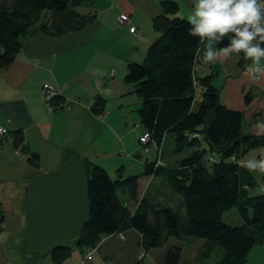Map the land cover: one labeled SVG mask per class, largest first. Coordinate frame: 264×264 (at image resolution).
Masks as SVG:
<instances>
[{
  "label": "trees",
  "instance_id": "1",
  "mask_svg": "<svg viewBox=\"0 0 264 264\" xmlns=\"http://www.w3.org/2000/svg\"><path fill=\"white\" fill-rule=\"evenodd\" d=\"M92 1L0 0V69L16 59L22 38L37 33L59 36L93 22L92 9H77ZM160 6L161 12L152 19L154 40L141 61L126 63L123 79L139 98V123L151 141L159 149L165 136L171 135L177 156L168 163L145 162L138 175L123 176L118 169L114 178L102 166L84 159L90 214L77 240L47 255L55 264H67L64 262L74 248L86 258L103 237L118 235L129 227L141 234L144 250L162 246L167 238L203 239L197 258L203 261L214 255L213 264H247L253 246L264 243V192L250 194L257 182L239 162L249 150L264 146V135L244 133L242 112L219 102L214 73L197 75L198 52L206 42L189 35V23L176 15V1L162 0ZM133 27L132 32L137 31ZM240 58L245 64L246 59ZM60 96L61 91L45 101L56 106L62 104ZM250 100L247 92L244 103ZM105 103V98L96 95L90 109L102 115ZM262 118L258 111L251 123ZM11 137L12 146L21 148L22 132L14 131ZM39 161L37 153H28L29 169L35 173L39 172ZM143 175L163 177L171 193L179 197L182 209L138 197V179ZM23 191L21 185V199ZM233 207L240 223L229 225L223 215ZM3 219L0 211V231ZM166 252L165 263L179 261V247Z\"/></svg>",
  "mask_w": 264,
  "mask_h": 264
},
{
  "label": "crops",
  "instance_id": "2",
  "mask_svg": "<svg viewBox=\"0 0 264 264\" xmlns=\"http://www.w3.org/2000/svg\"><path fill=\"white\" fill-rule=\"evenodd\" d=\"M161 1L89 2L88 5L95 4L94 9L88 5L77 9L80 11L92 9L97 17L93 22L76 32H64L59 36L52 37L37 33L22 38L16 59L9 66L0 69V127L6 130L2 135L4 138L0 139V148L9 150L11 147L14 155L20 156L19 154L23 153L26 158L25 164L21 161L18 163V170H12L10 153L8 161L0 151V166H5L8 176L5 179L3 195H0V211L4 215L1 225L4 227L2 234H14L9 236L13 246L19 242L25 226L23 225L25 214L20 201L21 185L35 174L27 163L29 152H35L40 157L39 172L55 169L65 155L74 153L102 166L109 176L111 173L114 177L118 169H121L123 176L129 175L127 173L138 175L142 173L145 162L158 160L159 163H168L175 160V157H171L168 161L163 157L164 139L159 149L155 146L149 147L150 144L147 146L149 148L146 153L154 149L156 153L154 159L149 158V154L145 156L139 152L137 157H132L135 151L132 148L134 142L130 144L126 142L129 137L134 139L137 137L139 140V137L146 132L140 123V126H137V121L135 124L137 133H134V128L132 129L129 124L132 111L138 109L139 98L134 96L133 88L124 82L126 63L133 60L141 61L144 58L146 48L156 36L152 29V19L161 12ZM173 1L179 6L176 15L187 20L193 0ZM121 13L129 16L130 23L137 31L131 32L129 30L131 24L119 21ZM227 43L228 40L225 39L224 44ZM206 47L207 44H204L198 52L199 61L195 67L197 75L214 73L213 82L217 88L225 78L221 90L218 91L219 102L232 110L241 111L248 122H245L248 126H244V133L256 135L250 118L259 111L263 114L262 120H264V78L253 81L247 74L245 76L241 74L243 72H239V79L237 82L233 81L238 69L245 65L243 69L245 71L250 61L246 59L245 64L242 65L239 57L211 65L205 64L201 57ZM44 82H49L60 89V97L63 100L60 106L44 101L41 90ZM226 84L229 87L232 85L230 88L234 89L231 92L230 88L225 90ZM252 89L256 95L251 94V100L244 105L241 95L244 90L250 92ZM96 95L106 99L102 115H96L90 109ZM18 130L23 136V144L19 149L12 146L11 137V134ZM6 142L10 147L4 145ZM262 150L258 152V158ZM141 156H145L144 159L140 158ZM248 156L247 154L245 158L247 159ZM241 160L239 158V162L243 163ZM159 178L163 177L141 176L138 179V197L145 196L151 200L156 198L159 202H168V205H172L173 199L178 201L172 193L167 194L170 199H164L162 195L164 192L152 191L149 194L150 185ZM263 185L264 182L260 185V191ZM7 220L14 221L16 228L9 229ZM231 222L239 224L238 215L231 218ZM140 241L141 234L129 227L118 235L103 237L90 257L85 258L82 253H77L78 249L74 248L73 257L71 255L64 263L167 264L164 261L166 251L175 246L181 250V257L176 264H213L216 258H213V255L203 261L197 258V250L204 243L203 239L188 238L186 241H178L175 238H167L162 246L148 250H144ZM4 257L3 252L0 251V264L17 262L9 259V256L6 260L3 259ZM247 260V264H264V243L253 246ZM36 261L40 264H55L48 256H36L34 262Z\"/></svg>",
  "mask_w": 264,
  "mask_h": 264
},
{
  "label": "water",
  "instance_id": "3",
  "mask_svg": "<svg viewBox=\"0 0 264 264\" xmlns=\"http://www.w3.org/2000/svg\"><path fill=\"white\" fill-rule=\"evenodd\" d=\"M87 173L83 156L70 153L55 169L22 184L25 226L18 248L26 256L48 255L80 237L90 214Z\"/></svg>",
  "mask_w": 264,
  "mask_h": 264
},
{
  "label": "clouds",
  "instance_id": "4",
  "mask_svg": "<svg viewBox=\"0 0 264 264\" xmlns=\"http://www.w3.org/2000/svg\"><path fill=\"white\" fill-rule=\"evenodd\" d=\"M187 22L189 35L207 44L203 63L242 56L250 61L248 77L253 81L264 78V0H193ZM252 128L257 136L264 135V120L257 119ZM242 166L248 172L264 173V150L259 158L244 160Z\"/></svg>",
  "mask_w": 264,
  "mask_h": 264
},
{
  "label": "rangeland",
  "instance_id": "5",
  "mask_svg": "<svg viewBox=\"0 0 264 264\" xmlns=\"http://www.w3.org/2000/svg\"><path fill=\"white\" fill-rule=\"evenodd\" d=\"M97 3V1L95 2V4ZM94 4V5H95ZM86 5H88V2L86 3L85 2V4H81V5H79L77 8H79V9H81L82 7H85ZM94 5H88V7H92L93 9H94ZM95 11V10H94ZM121 14H124V13H121ZM124 15H126L127 17H128V19H129V16L127 15V14H124ZM97 17H95V19H96ZM98 18H101L100 16H98ZM119 19V18H118ZM120 20V19H119ZM129 21H130V19H129ZM131 22V21H130ZM124 34V33H123ZM126 38V37H125ZM117 39H119V36H117ZM121 39H123V38H121ZM120 39V40H121ZM113 46L114 47H116V44L115 43H113ZM245 66V65H244ZM244 66H241L238 70V73H237V75H235V78H234V80L233 81H235V82H237V80L239 79V77L240 76H238V74H240L239 72H243V73H241L242 75H245L246 76V70L244 71L243 70V67ZM243 70V71H242ZM245 73V74H244ZM224 79L225 78H223V80L221 81L222 83H221V85L218 87V91H220L221 89L220 88H222V86H223V81H224ZM232 86V85H231ZM230 86V87H231ZM229 85L228 84H226V87H225V90H229ZM234 88H230V92L233 90ZM244 93H242V95H241V101H242V103H244V97H245V95H246V93L248 92V90H244L243 91ZM251 94L253 95V96H255L256 94H255V91L252 89L251 91ZM134 96H136V94L134 95ZM137 97V96H136ZM138 98V97H137ZM244 105H247L246 103H244ZM195 109L197 108V106H195L194 107ZM137 108H136V110L135 111H132V115H131V117H130V121H129V124H130V126H131V128L133 129V131H134V133H137V130H135L136 128V121H137V123H138V125L137 126H140L139 125V119H138V116H137ZM251 120H252V116H251V118H250V122H251ZM245 122H247V120L245 119V116L243 117V123H242V125L243 126H248L247 125V123H245ZM244 132H245V129H244ZM2 138H4V136H2L0 139H2ZM164 145H163V147H162V152L164 153L163 154V157L164 158H166L167 159V161H168V159H170L171 157H176L177 156V154H175V152L173 151V147H174V144H173V140H172V136L171 135H166L165 136V138H164ZM7 142H9L8 140H7ZM5 143L4 145H6V146H9L10 147V145L8 144V143ZM126 142H127V144H130V143H133L134 142V144H133V146H132V148H134V154L132 155V157L134 156V157H137L136 155H137V152H139V153H141V154H143V155H145V156H147L148 154H149V158H151V159H154L155 157H156V153L154 152V149H150L149 151L150 152H148V153H146L147 152V149L149 148V147H152V148H154V146L152 145V144H150L149 145V147L147 148V146H148V144L146 145V147L143 145V144H141V142L138 140V138L136 137V139H134L133 137H129L127 140H126ZM262 149H264V148H262V147H260L259 149H252V150H250V153L248 152L247 154L249 155L248 156V158H250V157H252V156H255L256 158H258V156H257V154H258V152H260ZM116 150V149H115ZM0 151L1 152H3V154L5 155L4 157L5 158H7L8 159V156H10V159H11V161H12V163H13V165H11L12 167H10V168H12V170L13 169H15V170H18L19 169V162L21 161V163H24L25 164V162H26V158H25V156L24 155H22L23 153H20L19 155L20 156H16V155H14L13 154V152H12V149H11V147L9 148V150H7L6 148H0ZM112 152H114V150L112 151ZM9 153H10V155H9ZM126 153H128L127 152V150H126ZM247 154H245L243 157H241V161H244L246 158V155ZM114 155V154H113ZM119 156H124V157H126V155H122V154H118ZM176 155V156H175ZM182 155H183V153H182ZM145 156H141L140 158H143L144 159V157ZM128 157V156H127ZM179 157V156H178ZM180 157H182V156H180ZM121 158V157H120ZM247 158V159H248ZM8 161H9V159H8ZM10 161V162H11ZM144 161V160H143ZM43 164H45V163H43ZM125 164H127V165H130V164H128V163H125ZM141 171V170H140ZM127 174H132V173H127ZM134 175V174H133ZM252 175H253V177H254V180L257 182V185L255 186V188H253V189H251L249 192H250V194H261V192H260V185H261V183L262 182H264V177H261L262 175H264V173H258V172H254V174H253V172H252ZM110 176L113 178L114 176L110 173ZM127 176V175H126ZM6 177H8L7 176V174H6V170H5V166L4 165H2V166H0V195L2 196L3 195V190H4V187H5V184H6V181H5V179H6ZM260 177H261V179H260ZM151 187H150V192H149V194L153 191V192H164V194H162L165 198L164 199H170V197H168L167 196V194H171V191H170V189H169V187L166 185V183H165V180H164V178H159V179H157L156 181H154L153 182V184H151L150 185ZM118 194H119V196H120V191L118 190ZM172 194L173 195H175L173 192H172ZM175 196H177V195H175ZM168 197V198H167ZM178 197V196H177ZM178 199H179V197H178ZM154 202H156V203H158V204H163V205H168V202H159L156 198L155 199H152ZM179 202L177 201V200H175V199H173L172 200V207L173 206H175V207H177L179 210H181L182 208L181 207H178L179 205ZM171 205V204H170ZM10 208H12V207H10ZM224 222L225 223H227V224H229V225H234L233 224V222H231V218H235L236 216H237V209L236 208H230L229 210H228V212H226L224 215ZM6 224H7V226H8V228L9 229H14V228H16V226H15V224H14V221H11V220H7L6 221ZM23 225H25V222H24V224ZM4 228V227H3ZM12 232V231H11ZM3 233V229L0 231V251H2L3 252V254H4V258L3 259H5L6 260V258L9 256V259H11V260H17V262H16V264H40L39 263V261H36V262H34V260H36V256L37 255H29V256H26V254L24 253V252H22L19 248H18V242H16L17 244H15L14 246H13V244H12V239L10 240V237L9 236H13L14 234H8V233H5V234H2ZM12 233H15V232H12ZM16 234V233H15ZM80 252V250L79 251H77V253H79ZM81 253V252H80ZM79 253V254H80ZM71 255H72V257H73V251H72V253H71ZM70 255V256H71ZM33 256H35V257H33ZM44 256H47V255H44ZM213 258L215 257L214 255L212 256ZM31 258V259H30ZM68 259H70V258H68ZM67 259V260H68ZM66 260V261H67ZM65 261V262H66Z\"/></svg>",
  "mask_w": 264,
  "mask_h": 264
},
{
  "label": "built area",
  "instance_id": "6",
  "mask_svg": "<svg viewBox=\"0 0 264 264\" xmlns=\"http://www.w3.org/2000/svg\"><path fill=\"white\" fill-rule=\"evenodd\" d=\"M119 21H121L122 23H125V24H128L129 23V19L126 15L124 14H120V17H119ZM134 27L132 26L130 28L131 32L134 31L133 30ZM42 92H43V99L44 101L47 100V99H50L52 97H56V95H58L60 93L59 89L55 88L54 85L50 84L49 82H44V84L42 85V88H41ZM6 130L4 127H0V137H2L3 134H5ZM139 141L141 142V144H143L145 147L146 145L151 142V144L153 146H155L154 142L151 141L150 139V134L149 132H145L142 136L139 137ZM156 147V146H155ZM264 192V185L262 186L261 188V192ZM93 253V251H88L86 253V256L87 257H90V254Z\"/></svg>",
  "mask_w": 264,
  "mask_h": 264
}]
</instances>
